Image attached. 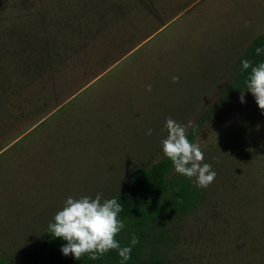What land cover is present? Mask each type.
Here are the masks:
<instances>
[{"label": "rangeland", "instance_id": "obj_1", "mask_svg": "<svg viewBox=\"0 0 264 264\" xmlns=\"http://www.w3.org/2000/svg\"><path fill=\"white\" fill-rule=\"evenodd\" d=\"M0 1L36 15L41 38L0 39V259L47 237L69 196L110 199L162 159L172 118L197 129L217 175L151 249L170 264H264V114L235 86L264 0Z\"/></svg>", "mask_w": 264, "mask_h": 264}, {"label": "trees", "instance_id": "obj_2", "mask_svg": "<svg viewBox=\"0 0 264 264\" xmlns=\"http://www.w3.org/2000/svg\"><path fill=\"white\" fill-rule=\"evenodd\" d=\"M0 3L3 10L9 11L6 4L1 1ZM7 13L11 19L0 23V39L7 40L8 49L12 45L17 48L16 45H22L23 41L26 48L35 50L38 40L41 39L37 16L27 14L26 10L17 14ZM258 47L264 49V32L255 37L240 55L235 86L247 85L251 74V67L242 69V60L251 61L253 67L264 62V52L259 55L256 53ZM196 131L197 129H193L187 134L190 142H194ZM173 168L172 161L166 156L153 166H139L133 171L128 184L111 197L122 206L118 219L124 224L115 239L121 247L130 246L133 236L139 241L132 246L131 259L124 264H170L161 251L151 249V239L156 228L172 214L189 213L197 208L202 195L201 189L196 187L190 178L171 174ZM66 243L67 241L49 233L43 240L30 247L22 258L0 259V264H121L122 258L118 250H109L96 260L90 259V254L83 255L80 260L71 254L65 256L61 247Z\"/></svg>", "mask_w": 264, "mask_h": 264}, {"label": "clouds", "instance_id": "obj_3", "mask_svg": "<svg viewBox=\"0 0 264 264\" xmlns=\"http://www.w3.org/2000/svg\"><path fill=\"white\" fill-rule=\"evenodd\" d=\"M264 49L257 48L259 55ZM242 69L251 67V74L246 85V90L254 96L258 107L264 114V62L257 66H252L251 61L244 59L241 61ZM179 77L173 76L172 82H178ZM151 90V85L148 86ZM240 101L244 100V90H241ZM167 137L162 141L164 155L169 158L174 171L188 178L195 177L197 187H208L216 177V172L212 166L203 163L204 154L200 143L190 142L187 138V128L179 124L172 118H168L165 123ZM152 129L147 130V135H152ZM103 194L97 193L95 198L82 196L78 199L69 196L62 210L54 216V223L48 225L49 233L53 237L61 238L67 243L61 247L63 255L71 254L75 259L85 254H90V259L96 260L109 250H118L121 264L131 259L132 246L139 241L133 236L130 246L121 247L115 239L116 235L123 229V221L118 219V214L122 211V206L115 198L102 199Z\"/></svg>", "mask_w": 264, "mask_h": 264}]
</instances>
